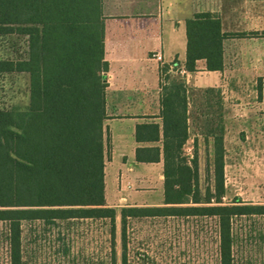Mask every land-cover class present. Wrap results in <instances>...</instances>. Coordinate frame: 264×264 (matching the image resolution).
<instances>
[{
    "label": "trees",
    "instance_id": "obj_1",
    "mask_svg": "<svg viewBox=\"0 0 264 264\" xmlns=\"http://www.w3.org/2000/svg\"><path fill=\"white\" fill-rule=\"evenodd\" d=\"M186 29L185 70L196 71L199 60H205L207 70H222L224 40L235 33L224 31L220 16L212 11L195 12ZM105 33L103 0H0V43L9 40L15 53L0 56V75L25 73L29 79L28 103L0 106V221L7 225L9 264H25L24 221L58 225L109 218L114 233L117 209L107 203L105 182ZM170 66L160 65L162 126L144 122L136 127L139 142L162 138V148L138 146L136 159L155 162L163 153L164 200L160 205L121 207L123 264L128 219L156 216L215 219L218 264H237V220L264 216V203L240 196L224 200L220 127L212 134L208 179L201 182L198 153L189 158L184 151L189 87L183 77L169 73Z\"/></svg>",
    "mask_w": 264,
    "mask_h": 264
},
{
    "label": "rangeland",
    "instance_id": "obj_2",
    "mask_svg": "<svg viewBox=\"0 0 264 264\" xmlns=\"http://www.w3.org/2000/svg\"><path fill=\"white\" fill-rule=\"evenodd\" d=\"M11 44L9 40L0 43V56L15 54ZM258 45L260 55L234 57L229 53L226 72L200 69L188 79L191 105L185 155L192 158L195 151L198 153L201 182H206V168L212 161V134L221 131L216 128L223 129L225 201L240 196L246 202L264 203V71L237 69L241 62L264 64V39ZM24 47L22 39L19 51ZM170 72L176 75L174 70ZM207 87L222 88V120L215 116L217 93L206 91ZM28 100L27 74L0 75V106L25 105ZM116 165L108 168L106 177L107 203L117 209L114 233L109 218L71 219L58 225L24 221L25 264H123L120 209L125 205L162 204V168L156 164H129L115 172ZM236 228L237 264H264V216L239 218ZM6 232V222L0 221V264H9ZM126 242L127 264H218V234L213 218H129Z\"/></svg>",
    "mask_w": 264,
    "mask_h": 264
},
{
    "label": "crops",
    "instance_id": "obj_3",
    "mask_svg": "<svg viewBox=\"0 0 264 264\" xmlns=\"http://www.w3.org/2000/svg\"><path fill=\"white\" fill-rule=\"evenodd\" d=\"M198 11L218 14L223 30L235 34L224 40L222 70H207L205 60H199L194 72L200 69L211 73L226 72L229 53L234 57L260 55L257 50L260 49L259 40L264 39V0H103L105 58L109 62L105 74L108 82V117L104 124L105 182L107 170L113 164H117L115 172L121 165L156 164L162 168L163 190V153L160 160L155 162L136 159L138 146L159 145L162 148V138L156 142H139L136 140V127L144 122H157L162 126L161 63H170L169 73L174 70L183 77L190 90L188 79L192 72L184 68L187 52L186 20ZM228 20L230 25H227ZM175 59L179 61L177 65H173ZM238 68L240 71H264V64L247 61L238 63ZM213 88L215 90L210 92L217 93L215 116L222 120V88ZM190 105L188 96L189 113Z\"/></svg>",
    "mask_w": 264,
    "mask_h": 264
},
{
    "label": "water",
    "instance_id": "obj_4",
    "mask_svg": "<svg viewBox=\"0 0 264 264\" xmlns=\"http://www.w3.org/2000/svg\"><path fill=\"white\" fill-rule=\"evenodd\" d=\"M105 81H106V78H105Z\"/></svg>",
    "mask_w": 264,
    "mask_h": 264
}]
</instances>
